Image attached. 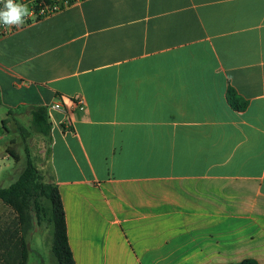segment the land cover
<instances>
[{"label":"crops","instance_id":"crops-1","mask_svg":"<svg viewBox=\"0 0 264 264\" xmlns=\"http://www.w3.org/2000/svg\"><path fill=\"white\" fill-rule=\"evenodd\" d=\"M0 118L56 183L76 264H264V0H87L30 21L0 36Z\"/></svg>","mask_w":264,"mask_h":264},{"label":"trees","instance_id":"trees-1","mask_svg":"<svg viewBox=\"0 0 264 264\" xmlns=\"http://www.w3.org/2000/svg\"><path fill=\"white\" fill-rule=\"evenodd\" d=\"M227 99L238 111H243L247 107V102L232 88L228 90ZM32 118L33 128L48 136L51 125L48 122L46 109L36 108ZM7 123L8 121L4 120L5 127ZM8 153L17 161L20 160L12 148L8 149ZM26 155V166L19 179L10 187L0 189V200L16 214L14 224L0 231L3 262L28 264L31 250L27 238L36 220L39 226H45L51 232V254L57 264H76L69 243L66 214L59 189L56 183L46 180L33 163L28 151ZM239 264L257 263L248 260Z\"/></svg>","mask_w":264,"mask_h":264},{"label":"rangeland","instance_id":"rangeland-1","mask_svg":"<svg viewBox=\"0 0 264 264\" xmlns=\"http://www.w3.org/2000/svg\"><path fill=\"white\" fill-rule=\"evenodd\" d=\"M12 127L15 128L16 126L12 125ZM20 129L21 128H18L19 134L21 131ZM13 145L14 144L9 145L6 141L0 142V166L2 167L0 172L4 173V177H2V174H0V189L8 188L12 184H14L19 179L21 172L25 169V144H20L16 146V148L15 145ZM7 146L13 147V150L21 157L19 161H17L14 157H10V161L8 162L7 160H5V157L7 155V153H5V149ZM7 163H9V165L4 167V165H6ZM15 221L16 214L14 213L13 209L5 205L0 200V231L5 230L9 226H12ZM27 239L29 243V249L31 250L28 264H57L56 260L51 254L52 235L49 229H46L45 226H39L37 224V221L35 220L33 229L29 233ZM3 255V251H1L0 249V264H4Z\"/></svg>","mask_w":264,"mask_h":264},{"label":"built area","instance_id":"built-area-1","mask_svg":"<svg viewBox=\"0 0 264 264\" xmlns=\"http://www.w3.org/2000/svg\"><path fill=\"white\" fill-rule=\"evenodd\" d=\"M85 1L87 0H17L19 3L26 4L31 12V15L26 19L25 24L30 21H40ZM15 31H17L15 28H5L4 26H0V36L9 35ZM70 101L78 111H84L86 109V102L83 98L75 97ZM50 109L63 111L65 110V105L63 102L58 101L51 105Z\"/></svg>","mask_w":264,"mask_h":264},{"label":"clouds","instance_id":"clouds-1","mask_svg":"<svg viewBox=\"0 0 264 264\" xmlns=\"http://www.w3.org/2000/svg\"><path fill=\"white\" fill-rule=\"evenodd\" d=\"M0 26L21 29L31 12L26 4L17 0H0Z\"/></svg>","mask_w":264,"mask_h":264}]
</instances>
